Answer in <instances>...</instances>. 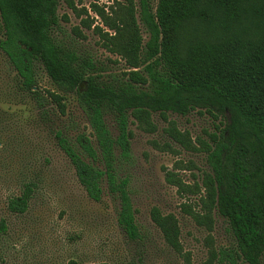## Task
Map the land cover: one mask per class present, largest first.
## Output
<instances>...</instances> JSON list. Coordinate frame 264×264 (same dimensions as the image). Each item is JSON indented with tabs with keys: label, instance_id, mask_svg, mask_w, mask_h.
Listing matches in <instances>:
<instances>
[{
	"label": "trees",
	"instance_id": "16d2710c",
	"mask_svg": "<svg viewBox=\"0 0 264 264\" xmlns=\"http://www.w3.org/2000/svg\"><path fill=\"white\" fill-rule=\"evenodd\" d=\"M70 5L81 22L66 32L61 0H0V49L17 71L20 87L41 109L52 101L66 114V95L76 96L91 132L78 133L73 141L58 129L55 138L87 195L97 202L108 196L122 231L144 243L132 179L122 170L134 158L131 125L156 132L158 114L168 122L163 131L173 142L207 154L208 169L201 175L190 161L187 168L166 169L165 179L184 197L196 196L182 209L199 226L211 232L218 222L225 224L231 244L213 249L212 258L263 264L264 0H113L108 6L92 1L91 10ZM82 27L92 29L117 56L109 62H124V68L109 70V62L91 53L82 43L87 39ZM39 66L56 89L43 90ZM195 111L220 121L208 140L194 139L169 117ZM162 148L177 151L170 142ZM184 169L192 171L193 183L181 174ZM35 189V183H27L9 199V211L26 213ZM151 219L183 264H194L176 214L155 206ZM6 230L2 220L0 232ZM125 264L145 260L140 256Z\"/></svg>",
	"mask_w": 264,
	"mask_h": 264
},
{
	"label": "rangeland",
	"instance_id": "374dc122",
	"mask_svg": "<svg viewBox=\"0 0 264 264\" xmlns=\"http://www.w3.org/2000/svg\"><path fill=\"white\" fill-rule=\"evenodd\" d=\"M92 1L106 6L113 3L61 0L59 14L64 31L71 32L81 22L70 4L90 9ZM90 14L95 15L91 11ZM82 30L87 36L82 43L99 60L108 63V59L117 58L99 43V36L92 29ZM2 36L0 29V39ZM123 68L124 62H109V70ZM37 78L43 90L56 89L40 66ZM18 82L17 71L0 49V222L5 220L7 224V230L0 232V264H125L140 256L145 264H183L182 257L165 243L151 219L155 206L164 213L176 214L184 250L192 254L194 264H229L211 255L213 249L219 251L231 244L225 224L218 222L211 232L199 226L182 209V203L194 202L196 196L184 197L165 179L166 169L179 170L177 164L187 168L190 161L199 168L193 172L201 175L202 170L208 169L205 152L186 150L173 142L163 131L168 122L158 114L156 132H147L137 123L131 125L134 158L122 174L132 179L136 218L145 237L144 243L139 244L120 228L116 204L108 196L97 202L87 195L69 158L57 144L58 129L68 133L73 141L78 133L91 132L76 96L66 95V114L52 101L41 109ZM169 117L180 129L190 131L194 139L201 136L208 140V134L220 122L209 113L196 111L187 116L171 113ZM165 142L177 151L162 148ZM181 174L193 183L192 171L184 169ZM30 182L36 184V189L28 211L12 213L9 199L20 195Z\"/></svg>",
	"mask_w": 264,
	"mask_h": 264
}]
</instances>
